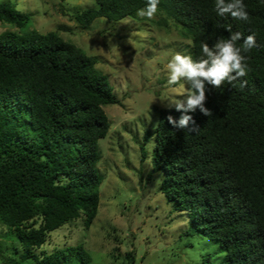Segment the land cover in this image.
I'll return each instance as SVG.
<instances>
[{"label": "trees", "instance_id": "trees-1", "mask_svg": "<svg viewBox=\"0 0 264 264\" xmlns=\"http://www.w3.org/2000/svg\"><path fill=\"white\" fill-rule=\"evenodd\" d=\"M96 2L74 13L82 27L99 17L143 18L136 13L147 0ZM243 2L247 23L218 16L215 0H160L156 19L143 18L191 39L194 60L203 43L212 47L236 32L256 37L257 46L242 53L248 75L209 86L205 106L213 115L188 113L197 131L173 128L167 117L182 115L174 108L160 110L155 129L160 190L188 215L190 235L220 244L218 264H264V0ZM0 22L22 30L29 17L2 2ZM66 28L0 34V222L18 242L12 255L0 246L2 264L92 261L84 244L37 252L52 231L81 217L89 228L99 214V142L111 128L105 106L120 102L97 59L60 35ZM127 256L133 259V251Z\"/></svg>", "mask_w": 264, "mask_h": 264}, {"label": "rangeland", "instance_id": "rangeland-1", "mask_svg": "<svg viewBox=\"0 0 264 264\" xmlns=\"http://www.w3.org/2000/svg\"><path fill=\"white\" fill-rule=\"evenodd\" d=\"M2 2L16 5L29 22L22 30L0 22V34L33 29L46 33L65 25L68 28L60 35L97 59V67L109 76L120 100L105 106L111 128L99 142L98 169L104 176L99 214L89 228L81 217L52 231L37 252L84 244L92 255L90 264H207L205 260L218 264L225 254L220 244L188 233V215L176 210L162 193L164 173L153 165L160 110L188 91L186 81L168 84L166 65L176 53L193 58L192 40L176 27L161 28L143 18L99 17L84 28L74 13L97 6L96 0ZM8 233L0 222V246H8L10 254L18 242ZM130 251L133 259L127 256Z\"/></svg>", "mask_w": 264, "mask_h": 264}, {"label": "clouds", "instance_id": "clouds-1", "mask_svg": "<svg viewBox=\"0 0 264 264\" xmlns=\"http://www.w3.org/2000/svg\"><path fill=\"white\" fill-rule=\"evenodd\" d=\"M160 0H147L144 8L137 10V16L153 19L158 11ZM215 12L220 17L230 16L234 20L249 22V13L243 0H215ZM230 31V29H229ZM243 40L237 47L236 42ZM257 46L255 34L243 37L240 32L231 34L228 39H219L210 47L207 43L201 45L202 57L194 60L189 55L176 53L167 63L168 84L177 85L186 81L187 94L182 99H172L167 107L182 113L179 120L171 115L167 122L173 128L197 131L193 116L197 109L206 117L213 115L212 110L205 106L206 92L211 88H220L225 82L232 84L240 78L246 77L250 71L246 57L242 53L249 52ZM244 81L241 86H245Z\"/></svg>", "mask_w": 264, "mask_h": 264}]
</instances>
